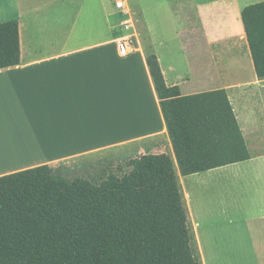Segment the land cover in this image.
Here are the masks:
<instances>
[{
	"label": "crops",
	"instance_id": "1",
	"mask_svg": "<svg viewBox=\"0 0 264 264\" xmlns=\"http://www.w3.org/2000/svg\"><path fill=\"white\" fill-rule=\"evenodd\" d=\"M86 1L0 0V22H19L21 58L0 69V176L48 164L68 178L96 181L100 166L167 154L201 263L264 264V150L251 151L231 100L252 157L182 175L146 63L155 53L167 85H178L182 95L214 90L221 81L216 86L227 90L263 81L241 17L248 4H191L199 26L187 40L160 48L151 29L143 45L112 5ZM124 34L132 35L135 50L119 56L115 40ZM231 57L234 76L227 73ZM206 181L216 191L192 199L188 187Z\"/></svg>",
	"mask_w": 264,
	"mask_h": 264
},
{
	"label": "trees",
	"instance_id": "2",
	"mask_svg": "<svg viewBox=\"0 0 264 264\" xmlns=\"http://www.w3.org/2000/svg\"><path fill=\"white\" fill-rule=\"evenodd\" d=\"M241 17L264 78V0ZM20 59L18 20L0 22V69ZM146 63L182 175L252 157L227 89L182 95L155 53ZM0 264H202L174 161L144 154L112 163L96 181L48 164L0 176Z\"/></svg>",
	"mask_w": 264,
	"mask_h": 264
},
{
	"label": "rangeland",
	"instance_id": "3",
	"mask_svg": "<svg viewBox=\"0 0 264 264\" xmlns=\"http://www.w3.org/2000/svg\"><path fill=\"white\" fill-rule=\"evenodd\" d=\"M200 0H130V16L135 22L138 37L143 45H149L150 39L146 35V27L151 29L157 40V46L167 48L169 45L178 44L189 38V31L192 27H198L199 15L197 9L191 4H196ZM263 0H241L242 3L252 4ZM207 0H202L206 3ZM73 4H87L86 0H73ZM88 4H104L110 7L109 0H88ZM180 35V36H179ZM224 44L221 43L220 47ZM230 45V44H229ZM190 47V46H189ZM230 51L231 48H224ZM228 74L234 76V57L229 58ZM254 72V71H253ZM248 77L249 74H247ZM226 81H221L223 85ZM213 86L211 89H219L220 86ZM254 86V87H252ZM138 90V88H137ZM228 94L236 105L237 113L243 123L246 139L253 152L264 150V80L250 85V87H233L228 89ZM124 163V162H123ZM111 164L100 166L97 169L98 177H103ZM234 168V167H231ZM203 176L211 177L209 174ZM215 181V180H214ZM187 184V179L185 180ZM188 187V185H187ZM195 199L197 192L204 195L212 194L216 191L214 182L206 181L197 183L193 188L188 187Z\"/></svg>",
	"mask_w": 264,
	"mask_h": 264
},
{
	"label": "built area",
	"instance_id": "4",
	"mask_svg": "<svg viewBox=\"0 0 264 264\" xmlns=\"http://www.w3.org/2000/svg\"><path fill=\"white\" fill-rule=\"evenodd\" d=\"M130 0H109L116 12L123 17V26L125 29L135 28V22L130 16ZM116 51L119 56H126L135 50L134 39L131 34H124L115 40Z\"/></svg>",
	"mask_w": 264,
	"mask_h": 264
},
{
	"label": "bare ground",
	"instance_id": "5",
	"mask_svg": "<svg viewBox=\"0 0 264 264\" xmlns=\"http://www.w3.org/2000/svg\"><path fill=\"white\" fill-rule=\"evenodd\" d=\"M143 96V95H142Z\"/></svg>",
	"mask_w": 264,
	"mask_h": 264
}]
</instances>
